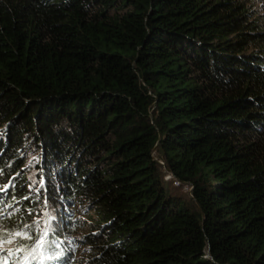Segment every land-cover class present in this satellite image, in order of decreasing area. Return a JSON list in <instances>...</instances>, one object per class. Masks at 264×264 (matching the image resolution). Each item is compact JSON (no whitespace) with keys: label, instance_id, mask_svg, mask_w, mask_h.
Masks as SVG:
<instances>
[{"label":"trees","instance_id":"1","mask_svg":"<svg viewBox=\"0 0 264 264\" xmlns=\"http://www.w3.org/2000/svg\"><path fill=\"white\" fill-rule=\"evenodd\" d=\"M259 3L0 0V264H264Z\"/></svg>","mask_w":264,"mask_h":264},{"label":"rangeland","instance_id":"2","mask_svg":"<svg viewBox=\"0 0 264 264\" xmlns=\"http://www.w3.org/2000/svg\"><path fill=\"white\" fill-rule=\"evenodd\" d=\"M258 9L260 10V12L262 13V14H264V4L262 3H259L258 4ZM168 174L170 173V174H172L171 172H167ZM173 175V174H172ZM174 176V175H173ZM175 177V176H174ZM175 178H177V177H175ZM178 179V178H177ZM165 181H166V183L167 184H165V186L168 188V189H170V190H172L173 192H174V190L176 189L177 190V194L178 195H180V196H184L185 198H187V199H189V198H191L192 197V189H193V187H192V185L191 184H189V183H185V182H182L181 180V182H182V185L183 186H185V185H189L190 186V190H188V191H184V190H182V188H180V187H176L175 185H174V182H173V184L169 181V180H166L165 179ZM182 187V186H181ZM52 209V208H51ZM55 220V217L53 216L52 217V220H51V225L50 226H52L53 225V221ZM77 232H79V234H82V233H86L84 230H78Z\"/></svg>","mask_w":264,"mask_h":264},{"label":"snow or ice","instance_id":"3","mask_svg":"<svg viewBox=\"0 0 264 264\" xmlns=\"http://www.w3.org/2000/svg\"><path fill=\"white\" fill-rule=\"evenodd\" d=\"M0 212H2V209H0ZM45 216H47V220L45 221V227L43 228V236L41 237V243H43V237H46L47 236V234H48V224H49V222L51 221V219H52V217L51 216H48V214L47 213H45ZM9 243L11 242V241H8ZM39 247H40V244H37V246H36V248H34V249H32V251L33 252H36L38 249H39ZM7 255L8 256H12V255H14V253H12L11 251H9L8 253H7ZM40 255H45V253H40ZM37 257H35V256H33V259H36ZM48 258H52V257H48ZM24 259L26 260L27 259V257H24Z\"/></svg>","mask_w":264,"mask_h":264},{"label":"built area","instance_id":"4","mask_svg":"<svg viewBox=\"0 0 264 264\" xmlns=\"http://www.w3.org/2000/svg\"><path fill=\"white\" fill-rule=\"evenodd\" d=\"M165 179L166 180H169V181H173L174 182V185L176 186V187H180V188H182V190H184V191H188V190H190V186L189 185H185V186H183L182 185V182L179 180V179H177V178H175L172 174H166L165 175ZM182 186V187H181Z\"/></svg>","mask_w":264,"mask_h":264},{"label":"bare ground","instance_id":"5","mask_svg":"<svg viewBox=\"0 0 264 264\" xmlns=\"http://www.w3.org/2000/svg\"><path fill=\"white\" fill-rule=\"evenodd\" d=\"M153 157H154V159L158 162V164L161 166V168H162L165 172H169V171H170V169L167 167V165H166L164 159L160 158V157L157 155L156 152H154ZM62 235L67 236V237H70V236H69V235H70L69 233H67V234H62ZM53 238H54V237H53Z\"/></svg>","mask_w":264,"mask_h":264},{"label":"water","instance_id":"6","mask_svg":"<svg viewBox=\"0 0 264 264\" xmlns=\"http://www.w3.org/2000/svg\"><path fill=\"white\" fill-rule=\"evenodd\" d=\"M169 172H171V171H169Z\"/></svg>","mask_w":264,"mask_h":264}]
</instances>
